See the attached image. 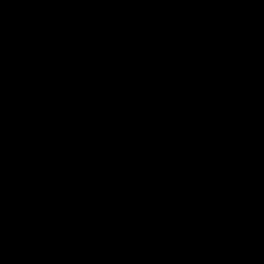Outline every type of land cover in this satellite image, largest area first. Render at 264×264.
<instances>
[{
    "label": "water",
    "instance_id": "obj_1",
    "mask_svg": "<svg viewBox=\"0 0 264 264\" xmlns=\"http://www.w3.org/2000/svg\"><path fill=\"white\" fill-rule=\"evenodd\" d=\"M0 264H264V108L0 103Z\"/></svg>",
    "mask_w": 264,
    "mask_h": 264
}]
</instances>
